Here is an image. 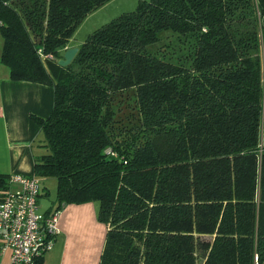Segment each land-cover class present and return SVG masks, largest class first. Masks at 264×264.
<instances>
[{
    "label": "trees",
    "instance_id": "1",
    "mask_svg": "<svg viewBox=\"0 0 264 264\" xmlns=\"http://www.w3.org/2000/svg\"><path fill=\"white\" fill-rule=\"evenodd\" d=\"M107 1L0 0V63L53 89L32 174L97 202L98 264H264V0H137L57 64Z\"/></svg>",
    "mask_w": 264,
    "mask_h": 264
},
{
    "label": "crops",
    "instance_id": "2",
    "mask_svg": "<svg viewBox=\"0 0 264 264\" xmlns=\"http://www.w3.org/2000/svg\"><path fill=\"white\" fill-rule=\"evenodd\" d=\"M137 0H108L90 12L76 27L68 46H78L85 36L116 14L133 8ZM2 44V41H1ZM1 50V46H0ZM53 104V89L39 82L15 80L0 63V172L32 174L34 157L42 152L41 132L31 115L46 117ZM41 180V187H45ZM44 185V186H42ZM45 189L43 190V194ZM38 198L47 212L54 198ZM59 232L42 264H98L106 224L97 219V202L67 203L58 216ZM0 264H9V250L0 251Z\"/></svg>",
    "mask_w": 264,
    "mask_h": 264
},
{
    "label": "built area",
    "instance_id": "3",
    "mask_svg": "<svg viewBox=\"0 0 264 264\" xmlns=\"http://www.w3.org/2000/svg\"><path fill=\"white\" fill-rule=\"evenodd\" d=\"M106 151H109L107 149ZM11 184L17 185L13 190ZM39 178L14 173L0 195V251L9 250V264H40L59 232V209L39 211Z\"/></svg>",
    "mask_w": 264,
    "mask_h": 264
},
{
    "label": "rangeland",
    "instance_id": "4",
    "mask_svg": "<svg viewBox=\"0 0 264 264\" xmlns=\"http://www.w3.org/2000/svg\"><path fill=\"white\" fill-rule=\"evenodd\" d=\"M166 33H168V34H170L171 33V31H164L162 34H161V37L163 36V34H166ZM83 36H86V35H83ZM1 41H2V38H1V35H0V46H1ZM108 149V148H107ZM106 149V150H107ZM10 176V175H9ZM44 185H45V187L44 188H42L41 187V191H42V194H43V190L45 189V193L43 194L44 196L42 197V198H46V199H48V198H54V196H55V186H56V183H55V179L53 178V177H48V178H45L44 180ZM44 185H42V186H44ZM11 188L13 189V190H15V189H17L18 187H17V185H15V184H11ZM60 210V209H59ZM40 211V210H39ZM60 213V212H59Z\"/></svg>",
    "mask_w": 264,
    "mask_h": 264
},
{
    "label": "water",
    "instance_id": "5",
    "mask_svg": "<svg viewBox=\"0 0 264 264\" xmlns=\"http://www.w3.org/2000/svg\"><path fill=\"white\" fill-rule=\"evenodd\" d=\"M77 51H78V46L66 47L63 50L62 55L57 59V64H59L60 66L68 65L75 56Z\"/></svg>",
    "mask_w": 264,
    "mask_h": 264
}]
</instances>
